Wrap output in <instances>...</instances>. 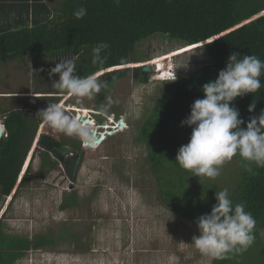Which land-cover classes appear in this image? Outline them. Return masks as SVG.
Wrapping results in <instances>:
<instances>
[{"label":"rangeland","instance_id":"374dc122","mask_svg":"<svg viewBox=\"0 0 264 264\" xmlns=\"http://www.w3.org/2000/svg\"><path fill=\"white\" fill-rule=\"evenodd\" d=\"M43 1L50 16L56 15L61 0ZM183 45L161 33L140 40L132 46L128 64L94 73L99 76L128 68L126 74L106 84L91 98L72 95L67 98L68 93L52 88L59 74L50 76V69L59 59L72 58L71 54H12L1 61L0 124L7 110L17 108L38 115L48 103H63L70 117L77 115L73 113L75 105L86 108L87 116L95 123L105 124L110 117L115 122L120 119L125 122L121 130L109 134L94 148L84 146L83 134L80 139L74 137L80 142L76 148L81 151L82 160L71 188L60 166L42 169L44 175L40 176L37 143L40 134H54L66 140L70 137L41 121L14 188L9 195L0 193L2 230L8 236L23 238L27 246L26 252L12 264H213L214 258L203 256L191 244L192 237L199 235L198 227L162 204L159 185L146 159L145 144L138 136L142 121L153 111L158 95L169 82V74L174 71L176 77L184 76L206 64L210 57L203 46L175 54L162 61L161 71L150 64L146 80L142 79L141 65L137 64L149 62L155 56L165 57ZM91 59L88 53L77 57L78 75L90 68ZM162 71H166L165 77L160 75ZM109 124L105 125L111 127ZM88 127H85L87 132ZM191 131L189 126L181 130L185 144ZM244 163L242 158L234 156L215 179L195 175V185L210 186L216 192L227 188L232 193L241 172L245 171ZM26 168L27 177L20 184ZM70 194L81 205L88 203L89 210L85 211L81 205L63 208L62 201ZM258 227L257 248L264 245V224ZM63 228H68L71 240L47 243L49 235ZM229 258L235 264L260 262L256 248L230 254Z\"/></svg>","mask_w":264,"mask_h":264},{"label":"trees","instance_id":"16d2710c","mask_svg":"<svg viewBox=\"0 0 264 264\" xmlns=\"http://www.w3.org/2000/svg\"><path fill=\"white\" fill-rule=\"evenodd\" d=\"M81 6L87 9V14L77 19L73 13ZM263 11L264 0H120L119 5L114 0H61L56 15L50 16L43 0H32L30 25L15 23L0 28V64L12 54H71L79 57L88 53L92 56L91 66L80 74L87 76L128 64L132 46L155 33L181 41L183 46L214 36L201 45L210 61L167 82L155 101L153 111L142 121L138 131L139 139L146 147V159L159 185L162 204L197 226L196 219L210 213L216 203V188L195 185V175L175 161L178 149L185 144L181 130L187 125L181 126V121L190 114L192 103L204 97L202 85L218 76L232 52L256 55L264 61ZM100 42L107 43L109 47L102 53L103 63L94 64L93 48ZM127 72L128 68H119L107 71L98 78L109 84ZM259 79L262 87L256 93L245 94L231 102L246 122L264 110V74ZM252 103H255V109L249 112L248 107ZM2 121L6 135L0 137V193L6 196L16 184L42 119L30 111L12 108L4 112ZM241 127H246V123ZM80 135L74 133L68 138L78 148L80 142L74 137L80 139ZM235 157L241 158L239 155ZM47 162L48 158L44 157L43 163ZM251 167L255 174L243 170L236 188L229 195L234 204L243 202L245 210L255 218V241L248 250L256 248L260 256V262L256 264H264V245L257 248L258 225L264 224V167L254 163ZM26 174L27 168L20 184ZM188 180L191 182L186 183ZM79 205L77 197L70 194L63 199L61 206ZM81 206L85 211L89 210L88 203ZM2 226L0 219V264H12L26 252L27 246L23 238L6 235ZM71 239L68 228H63L61 232L49 235L47 243ZM229 256L213 259V264H226V261L235 264Z\"/></svg>","mask_w":264,"mask_h":264},{"label":"clouds","instance_id":"9594fccd","mask_svg":"<svg viewBox=\"0 0 264 264\" xmlns=\"http://www.w3.org/2000/svg\"><path fill=\"white\" fill-rule=\"evenodd\" d=\"M119 2L120 0H114L116 5ZM86 14L87 9L83 6L73 13L77 19H82ZM108 47L107 43L100 42L93 48L94 64L103 63L102 53ZM76 60L75 56L59 59V63L50 69V76L59 74V79L53 81L52 88L77 98H91L100 93L106 84L96 74L78 75ZM31 72L33 74L32 70ZM262 74L264 61L258 56L232 52L226 67L218 72V76L202 85L204 97L192 103L190 114L181 121V126L187 125L192 129L188 143L178 149L175 158L181 168L191 171L199 178L215 179L220 175L222 166L236 155L245 162L243 166L247 172L255 174L251 167L253 163L264 167V110L246 122L240 118L239 109L231 104L237 97L256 93L262 87L259 79ZM176 79L173 71L168 81ZM254 109L255 103L250 104L248 111L252 112ZM37 114L48 126L59 132L66 135L81 133L87 137L85 126L79 118L67 115L59 104L48 103ZM87 119L94 120L91 116ZM121 120H112L111 125ZM245 123L246 127H241ZM99 132H103V129ZM215 198L216 203L210 213L202 214L196 219L199 235L192 237L191 244L203 256L214 259H225L229 254L246 252L255 241V218L245 210L243 202L233 203L227 188L216 192Z\"/></svg>","mask_w":264,"mask_h":264},{"label":"water","instance_id":"95a60500","mask_svg":"<svg viewBox=\"0 0 264 264\" xmlns=\"http://www.w3.org/2000/svg\"><path fill=\"white\" fill-rule=\"evenodd\" d=\"M220 35H222V34H220ZM204 43H206V42H204ZM134 68H137V66H134ZM149 68H150V64H144L141 66L142 79H144V80L147 79L146 75L149 71ZM96 72H98V71H96ZM73 117H76V116H73ZM77 117L79 118V120L82 124H89L90 123V120L87 119V117H85L83 114H79ZM123 124L124 123L122 121L118 122V124H116L114 127H112L109 131L107 130L104 137H106L108 134L111 135L113 133H116L115 131H118V128H120ZM2 134H3V128L0 127V137L2 136ZM87 138H89V140H86ZM83 139H84V146L92 147L94 145V143L99 144L101 141H103L104 138H103V135L101 134V132L95 130L94 128H90L89 132L87 133V137L83 136ZM37 143H38V148L50 151L54 155V157L60 161L61 165L63 166V168L65 170L66 177L68 178L70 183H73L75 178H76V172H77L78 162H79V157H80L79 153L77 152L74 155V157H72L74 159V161H71L70 163H65L64 158L62 156V153L61 154H59V153L64 152L65 154H68V156H70L69 153L71 152V150L66 145L59 146V142L52 139L51 135L48 133H45V132L40 134ZM58 146H59V148L56 151L54 148H56Z\"/></svg>","mask_w":264,"mask_h":264},{"label":"crops","instance_id":"0c3cea01","mask_svg":"<svg viewBox=\"0 0 264 264\" xmlns=\"http://www.w3.org/2000/svg\"><path fill=\"white\" fill-rule=\"evenodd\" d=\"M32 0H0V28L10 25H30Z\"/></svg>","mask_w":264,"mask_h":264},{"label":"flooded vegetation","instance_id":"af4514ba","mask_svg":"<svg viewBox=\"0 0 264 264\" xmlns=\"http://www.w3.org/2000/svg\"><path fill=\"white\" fill-rule=\"evenodd\" d=\"M71 95L70 94H67V98L68 97H70ZM80 108V107H79ZM75 110V109H74ZM73 113H77V112H73ZM75 114H73L72 115V117L74 116ZM93 122H94V120H93ZM95 123V122H94ZM96 126H100L99 125V123H96L95 124ZM103 125H105V124H103ZM85 127H87V126H85ZM89 128V127H88ZM98 128H102V127H97V131H99V130H101V129H98ZM90 129V128H89ZM103 129V128H102ZM96 130V129H95ZM51 135V137H52V139H54V140H56V141H58L59 142V146H61V145H66L70 150H71V152L69 153V155L70 156H68V154H65L64 152H60L59 154H61L62 153V156H63V158H64V162L65 163H70L71 161H74V159L72 158V157H74V155L78 152L79 153V162H78V167H79V164H80V162H81V160H82V158H81V151L79 150V149H77L76 148V146L72 143V141L71 140H69V139H65L64 137H59V138H57L54 134H50ZM104 140V139H103ZM59 146L58 147H56V148H54L56 151H57V149L59 148ZM97 146H99V144L98 145H96L95 147H97ZM44 152H45V154H44ZM44 157H47L48 158V162L46 163V164H44L43 163V159H44ZM52 163H54V165H52ZM55 166H60L62 169H63V172L65 173V170H64V168H63V166L61 165V163H60V161L59 160H57L55 157H54V155L50 152V151H48V150H45V149H40V154H39V169H40V176H43L44 174H43V170L42 169H46V168H51V167H55ZM77 170H78V168H77ZM24 173V172H23ZM22 173V174H23ZM65 175H66V173H65ZM27 177V176H26ZM73 184L74 183H70L69 185H70V187L72 188L73 187Z\"/></svg>","mask_w":264,"mask_h":264},{"label":"bare ground","instance_id":"6f19581e","mask_svg":"<svg viewBox=\"0 0 264 264\" xmlns=\"http://www.w3.org/2000/svg\"><path fill=\"white\" fill-rule=\"evenodd\" d=\"M214 37V36H213ZM213 37L212 38H210V39H213ZM210 39H208V40H203V41H200V42H198V43H195V44H191V45H187V46H183V47H181V48H178L177 50H175L174 52H172V53H170V54H168V55H166L165 54V57H163V55L162 56H157V57H155V58H153L151 61H149V62H144V63H138L137 65H144V64H155V69H157L158 71H161L162 70V67H163V63H162V61L165 59V58H168V57H171V56H173V55H175V54H178V53H182L183 51H185V50H191V49H193V48H196V47H199V46H201L204 42H206V41H209ZM133 65V64H132ZM135 65H136V63H135ZM121 66V65H120ZM116 67H119V66H114V67H111V68H116ZM110 68V69H111ZM164 68V67H163ZM161 76H163V77H165L164 75H166V71H162V73L160 74ZM170 75V74H169ZM67 96V95H66ZM61 106L63 105V103H61L60 104ZM71 107V106H70ZM73 109H75V111L77 112V115H74V116H78L79 114H83L84 116H86V117H88L87 116V113L89 112L86 108H79V107H77V106H75V105H73ZM112 120V118L110 117V121H108V122H106L105 124L106 125H108L109 124V122H112L111 121ZM123 123H124V120H121ZM94 124V122H93V120L92 121H90V123L89 124H83L84 126H89V128H90V125H93ZM118 124V123H117ZM106 125H103V126H98V127H102L103 129H105V130H108L109 131V129H111L112 127H108V126H106ZM115 126V125H114ZM113 126V127H114ZM0 127H1V125H0ZM117 127V126H116ZM124 127V124L120 127V128H118V131L119 130H121L122 128ZM92 128H94V129H97L96 127H93L92 126ZM106 128H108V129H106ZM88 129V128H87ZM118 131H115V132H118ZM88 132H89V129H88ZM87 132V133H88ZM101 134L103 135V138L105 139L106 137H104L105 136V132L103 131V132H101ZM109 135V134H108ZM112 135V134H111ZM84 136V135H83ZM86 140H89V138H87ZM102 142V141H101ZM100 142V143H101ZM100 143H99V145H100ZM96 145H98V143H94V145L91 147V148H94ZM85 147H87V146H85ZM87 148H90V147H87ZM29 160V159H28ZM27 163V162H26ZM29 163V162H28Z\"/></svg>","mask_w":264,"mask_h":264},{"label":"built area","instance_id":"2783aa9c","mask_svg":"<svg viewBox=\"0 0 264 264\" xmlns=\"http://www.w3.org/2000/svg\"><path fill=\"white\" fill-rule=\"evenodd\" d=\"M112 121V120H111ZM2 122V124H0L1 125V127L3 128V134L2 135H6V133H5V130H4V125H3V121H1ZM111 127H113L114 125H116L115 123H114V125H111V123L109 124ZM106 129H108V128H106ZM103 131L106 133L107 132V130H105V129H103ZM108 136V135H107ZM37 141V140H36Z\"/></svg>","mask_w":264,"mask_h":264}]
</instances>
